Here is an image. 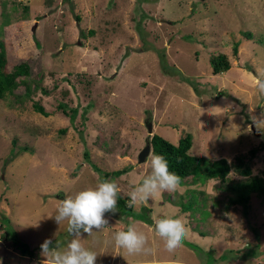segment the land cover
Returning a JSON list of instances; mask_svg holds the SVG:
<instances>
[{
  "label": "rangeland",
  "instance_id": "obj_1",
  "mask_svg": "<svg viewBox=\"0 0 264 264\" xmlns=\"http://www.w3.org/2000/svg\"><path fill=\"white\" fill-rule=\"evenodd\" d=\"M0 42L9 71L30 66L31 86L0 100V264H43L45 240L67 246V224L53 218L58 195L115 180L128 204L150 174L139 156L155 134L174 145L191 134L190 154L208 162L235 163L264 141L252 122L264 113V0H0ZM220 54L231 69L214 75ZM249 163L264 177L263 151ZM223 187L188 178L132 212L106 213L108 227L81 242L96 264H264V196L253 195L247 211L227 208L233 194ZM153 215L183 219L176 252L155 235ZM130 224L151 252L115 246Z\"/></svg>",
  "mask_w": 264,
  "mask_h": 264
},
{
  "label": "clouds",
  "instance_id": "obj_2",
  "mask_svg": "<svg viewBox=\"0 0 264 264\" xmlns=\"http://www.w3.org/2000/svg\"><path fill=\"white\" fill-rule=\"evenodd\" d=\"M258 94L264 96V81L258 85ZM257 130L264 129V113L253 117ZM146 164L150 174L133 188L128 194L127 206L132 208L156 199L163 192H174L180 187L181 178L169 170L168 161L162 155L149 152ZM120 188L115 180H104L94 188L81 190L58 201L56 215L53 217L58 225L67 224V232L72 237L63 249L51 247L52 241L45 240L41 245L43 264H96L97 255L86 248L81 242V234L91 236L108 227L106 213L117 211V198ZM155 235L164 242V248L169 253L176 252L183 246L188 229L182 218L162 217L153 215ZM117 248L123 249L128 255L147 254L151 252L148 237L138 231L135 224H130L126 230L117 231L114 235Z\"/></svg>",
  "mask_w": 264,
  "mask_h": 264
},
{
  "label": "trees",
  "instance_id": "obj_3",
  "mask_svg": "<svg viewBox=\"0 0 264 264\" xmlns=\"http://www.w3.org/2000/svg\"><path fill=\"white\" fill-rule=\"evenodd\" d=\"M246 36H249V34ZM233 51L235 55L238 54V45L234 47ZM211 65L214 75L227 72L231 69V62L225 54L213 56ZM29 76L30 66L25 62L14 66L11 71L8 70L6 48L3 42H0V100L5 99L7 95L13 94L21 86H25L26 94H29L31 86H29L26 80ZM34 109L44 116L50 115L40 104L35 103ZM60 110L67 115L64 108H60ZM151 145L152 153L164 156L168 161L169 170L181 178V185L185 184L188 178H192L195 185L201 186L210 180L221 181L224 185L223 189L233 194L228 198L227 208L242 206L247 211L253 195L264 196V177L253 175L252 167L249 163L259 152H264V141L258 147L250 150L247 155L237 156L235 163H230L225 159L208 162L204 158L191 155L190 150L193 145L191 134L183 137L178 145H174L160 135L155 134L152 136ZM24 149L28 151V148ZM85 156L88 157L89 155L85 154ZM96 169L99 171V168ZM126 172V169L106 172L104 177L106 179L118 177ZM232 172L238 173L246 178V180L231 181L229 177ZM191 208V205H184L182 207L183 211ZM117 210L129 213L132 212L133 207H128L126 199L119 197L117 200Z\"/></svg>",
  "mask_w": 264,
  "mask_h": 264
},
{
  "label": "water",
  "instance_id": "obj_4",
  "mask_svg": "<svg viewBox=\"0 0 264 264\" xmlns=\"http://www.w3.org/2000/svg\"><path fill=\"white\" fill-rule=\"evenodd\" d=\"M252 130L254 131V133L256 135H260V133L256 130V127L255 126H252ZM149 133L150 135H153V127L152 125L150 124L149 125ZM149 152H152V147H151V144H148L145 149L141 152L140 156H139V162L140 163H143L146 161V157L148 156ZM59 198H61L62 200L65 199L64 196H59Z\"/></svg>",
  "mask_w": 264,
  "mask_h": 264
}]
</instances>
